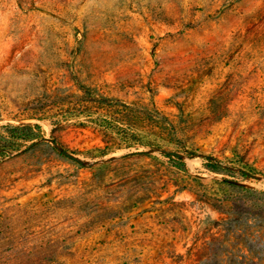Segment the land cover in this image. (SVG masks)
<instances>
[{
  "label": "rangeland",
  "instance_id": "rangeland-1",
  "mask_svg": "<svg viewBox=\"0 0 264 264\" xmlns=\"http://www.w3.org/2000/svg\"><path fill=\"white\" fill-rule=\"evenodd\" d=\"M0 264H264V0H0Z\"/></svg>",
  "mask_w": 264,
  "mask_h": 264
}]
</instances>
